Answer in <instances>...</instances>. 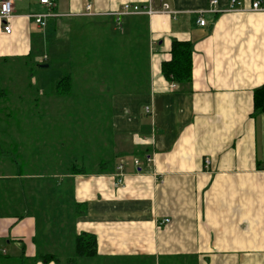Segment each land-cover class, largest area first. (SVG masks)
<instances>
[{
	"label": "crops",
	"instance_id": "crops-1",
	"mask_svg": "<svg viewBox=\"0 0 264 264\" xmlns=\"http://www.w3.org/2000/svg\"><path fill=\"white\" fill-rule=\"evenodd\" d=\"M11 1L13 35L0 23V65L18 68L4 76L8 105L19 104L17 89L33 86L36 109L27 108L43 113L25 117L19 108L23 118L0 126V264H46L36 261L46 254L61 260L49 264H68L61 256L75 254L83 233L97 239L94 263L264 264V114L252 116L254 93L264 85V12L249 11L254 0H239L234 12L227 11L231 0H218L225 11L207 12L205 28L197 22L211 0H165L173 14L149 17L150 92H115L109 102L110 157L116 167L125 164L127 188L120 190L114 173H69L74 142L61 139L59 100L48 96L58 75L25 68L32 56L37 63L47 57L39 41L53 23L48 31L33 20L47 11L41 0ZM51 2L61 20L106 16L124 3L146 7L148 0ZM57 38L60 32L51 44ZM173 41L192 46L190 91L162 74ZM147 158L151 165L139 173L133 160Z\"/></svg>",
	"mask_w": 264,
	"mask_h": 264
},
{
	"label": "trees",
	"instance_id": "trees-1",
	"mask_svg": "<svg viewBox=\"0 0 264 264\" xmlns=\"http://www.w3.org/2000/svg\"><path fill=\"white\" fill-rule=\"evenodd\" d=\"M255 1V0H254ZM264 7V0H260ZM49 18L47 25L43 30H48L49 22L53 31L48 32L45 38L39 41L38 52L44 57L42 62H34L35 56L27 61L23 67L28 73L33 74L46 70H54L58 79L52 85L54 92H49L55 99L59 100L58 114L61 112V106L71 105V109L80 112L77 109L78 104L91 102V95L87 89H91L93 97H100L106 100L111 99L115 92L122 94L142 95L150 92V47H149V17L148 16H125L118 21L115 17L92 16L82 18H62L54 20ZM57 21L69 25L67 32L68 39L58 45L60 40L51 44L50 40H55L58 27ZM55 23V24H54ZM113 27H117L113 30ZM49 28V29H50ZM114 35V36H112ZM53 38V39H51ZM192 46L187 42L173 41L171 50V60L162 65V74L168 82L178 84L182 90L191 88L192 74ZM47 65L49 68H40ZM37 67L35 70H29V67ZM14 69H18L13 67ZM12 70V69H11ZM9 66L5 68L0 65V113L6 111L7 117L11 118L12 112L8 110L15 108L6 107L9 100V92L4 89V76L11 71ZM3 87V88H2ZM103 87V91H101ZM94 89H100L98 95ZM79 90L83 91L80 92ZM89 95V96H88ZM110 102V101H109ZM80 105V106H81ZM18 108L15 112L19 118L22 111ZM31 113L33 111L31 110ZM264 114V85L254 93V109L252 116L257 117ZM11 115V116H10ZM35 115V114H34ZM29 115L25 117H29ZM60 123V122H59ZM60 130V129H59ZM1 131V129H0ZM60 130V137H63ZM61 145L66 143L61 142ZM79 151V150H78ZM80 155H86V163L96 168L93 170L84 165L71 166L69 173L71 175H101L115 173L116 157H109L100 161L98 164L92 163V154L85 151H79ZM84 159V158H83ZM91 160V161H88ZM83 166V167H82ZM79 213V212H78ZM86 213L84 211L79 214ZM75 254L66 258L68 264H75L79 260H95L98 257L97 239L91 234H81L74 240ZM59 256L55 254H46L38 257L36 261H42L49 264L53 261H59ZM22 259L19 260L21 262ZM61 261V260H60Z\"/></svg>",
	"mask_w": 264,
	"mask_h": 264
},
{
	"label": "rangeland",
	"instance_id": "rangeland-1",
	"mask_svg": "<svg viewBox=\"0 0 264 264\" xmlns=\"http://www.w3.org/2000/svg\"><path fill=\"white\" fill-rule=\"evenodd\" d=\"M69 31V25L68 24H61L60 23V30L57 31V33L60 32V38H57V40H60V43L58 45H61L65 42V40L68 39L67 32ZM114 36V35H112ZM115 37V36H114ZM56 41L53 43L55 44ZM12 66H9V69L11 71L13 70L14 64H11ZM35 70L37 67H29V70ZM52 72V68L49 70ZM10 72V71H9ZM6 86L5 84H3ZM12 85V84H10ZM3 88V87H2ZM36 87H31V89H27L23 94L17 89V99H18V107H16V104L6 105V107L10 106V108H15L8 110L7 112H12L11 119L14 121H17L18 117L15 115V111L18 108H21L22 110L25 109V115H28L31 113V109H28L27 107L32 108L33 110L36 109V105L34 103V100L37 99V94L35 92ZM83 93V91L79 90ZM87 91L90 92L91 95V102L85 103L83 105L78 104L77 109L80 110V112H76L71 109V105L61 106V112L59 113V117H54V119H58L60 123H58V129L61 130L63 136L65 139H70L71 142H74L73 145L68 144L69 149L71 152L76 151L77 157L76 162L78 166L83 165L80 158L79 151H87L92 154V163L95 161L97 164L109 157V155L112 152V146L114 139L111 135V122H112V111L110 108L109 100H106L104 98L100 97H93L91 89H87ZM100 89H94V93L98 95V92ZM11 93V90L9 91ZM31 96V97H30ZM89 96V95H88ZM33 97V98H32ZM11 98V97H10ZM22 98V100H20ZM24 104V105H22ZM33 104V105H32ZM81 105V106H80ZM34 114H42V108L40 107L39 110L34 111ZM46 114V113H45ZM7 117L6 111H3L0 113V126L3 124L4 120ZM23 118L22 116L19 117V120ZM107 146V148H105ZM79 150V151H78ZM75 162V164H76ZM81 162V163H80ZM89 162V165L86 163V167L93 170L96 168L94 165L91 166ZM91 167V168H90ZM113 177V176H112ZM73 256V254H64V258H70ZM88 263L85 264H100L94 263L96 261L94 260H87ZM78 262H81L80 260Z\"/></svg>",
	"mask_w": 264,
	"mask_h": 264
},
{
	"label": "built area",
	"instance_id": "built-area-1",
	"mask_svg": "<svg viewBox=\"0 0 264 264\" xmlns=\"http://www.w3.org/2000/svg\"><path fill=\"white\" fill-rule=\"evenodd\" d=\"M160 6L157 8L155 5L154 0H148L146 7L141 6V4L137 3H124L118 8L116 11L112 12L111 14H107L106 16L109 17H115L119 21L120 18L125 16H148L153 17L157 14H173L171 11V8L168 3L165 2V0H159ZM40 4L45 6L47 8V11L44 14L35 15L33 16V20L38 25L39 28L44 29L47 25V20L49 18H55L57 17L54 15L53 9L54 4L51 2V0H41ZM211 10L210 11H204L201 12L199 19H198V25L202 28H205L207 26L206 19L204 15L209 13H222L225 10H221L218 6V0H211ZM241 6V2L239 0H231L230 6L228 8V12H234L236 10H239ZM91 6H87V11L90 12ZM250 12H264V7L262 5V2L260 0H256L253 2L251 8L249 9ZM92 16V14H90ZM97 16V15H94ZM14 3L11 0H0V23L2 25L3 32L6 36H12L14 33V27H13V20H14ZM172 90L176 89V86H171ZM149 108H146V113H149ZM134 166L137 170H140L139 173L142 172V168H146L151 165L152 161L151 159H146V164H142L139 159L133 160ZM206 163L209 164V161L206 160ZM124 163H121L118 165L115 169V173L113 176V186L115 189H125L127 188V185L125 184V176L123 174L124 171ZM169 220H164L162 222L163 225L169 224Z\"/></svg>",
	"mask_w": 264,
	"mask_h": 264
},
{
	"label": "water",
	"instance_id": "water-1",
	"mask_svg": "<svg viewBox=\"0 0 264 264\" xmlns=\"http://www.w3.org/2000/svg\"><path fill=\"white\" fill-rule=\"evenodd\" d=\"M40 68H45V69H47V68H49V66L44 65V66H41Z\"/></svg>",
	"mask_w": 264,
	"mask_h": 264
}]
</instances>
